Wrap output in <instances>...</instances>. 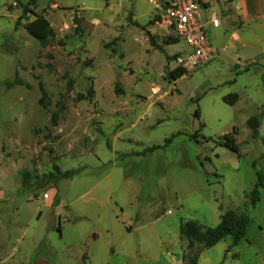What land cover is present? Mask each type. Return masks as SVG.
Listing matches in <instances>:
<instances>
[{
  "label": "rangeland",
  "instance_id": "374dc122",
  "mask_svg": "<svg viewBox=\"0 0 264 264\" xmlns=\"http://www.w3.org/2000/svg\"><path fill=\"white\" fill-rule=\"evenodd\" d=\"M27 1L0 0V264H264L259 66L224 83L231 49L172 79L188 46L153 18L159 0H36L52 29L42 46L16 23ZM229 93L240 100L226 104ZM233 127L237 152L218 145ZM55 167L77 172L54 183ZM224 213L248 219L229 251L230 237L207 248L180 235Z\"/></svg>",
  "mask_w": 264,
  "mask_h": 264
},
{
  "label": "trees",
  "instance_id": "16d2710c",
  "mask_svg": "<svg viewBox=\"0 0 264 264\" xmlns=\"http://www.w3.org/2000/svg\"><path fill=\"white\" fill-rule=\"evenodd\" d=\"M20 4L22 7V15L20 16L19 19H17L16 23L19 24L21 19H25L26 22L23 24V27L28 32V34L31 35L34 39H36L42 46L46 45L48 37L51 35L52 29L50 27L48 20L42 14H38L36 13V11H34L36 0H28L25 4L22 3ZM30 15L34 16L32 20H29ZM153 18L157 21L158 20L160 21V16L158 14H155ZM73 21L76 25V31H79L80 28L78 27V24L80 23L81 19L79 17L74 16ZM150 22H152V20H150ZM173 40L177 41L178 39L176 37H173ZM184 73L185 71L183 69H181L180 67H175L170 72V77L175 80L177 78L182 77ZM5 84L7 88H12L15 85H22L23 82L20 78L16 77L14 78V80H7ZM39 88L41 92L39 103L44 109H47L48 107L47 93L41 83L39 84ZM117 91H120V89L118 88ZM93 92L94 91L90 89L88 91L89 93L88 96L91 97L93 95ZM238 97L239 96L237 93H229L222 96V101L228 105H233L238 100ZM195 115L196 117L199 116L198 109L195 111ZM57 118H58V113L57 112L53 113L52 122H55ZM246 123L251 130V136L257 137L258 129L261 124V118L259 116L253 115L246 120ZM201 126L202 124H200V127ZM236 132L237 129L233 127L231 134L228 135L225 134L219 137L218 140H220V143H218V145L223 146L233 152H237L238 147L235 143V138L232 135L235 134ZM208 139L211 138L208 137ZM170 140L171 137L166 138L163 145L154 144L146 148L144 152L153 151L158 148H161L165 146L167 143H169ZM76 172L77 170L74 169L60 171L58 167H55V172L49 173V179L52 182L56 183L60 178L70 177L74 175ZM27 181L28 179H26L24 176V183ZM262 184H263L262 171L257 170V179L253 189L251 190L252 194L254 195L253 202L259 199V188L262 186ZM247 224H248V219L245 216H237L231 213H224L220 217V222L214 228H208L204 232H200L201 230L200 226L197 225L196 222L186 221L180 224L179 232L180 235L186 238L189 242L196 239L199 240L201 238L203 240L204 246L207 248L215 245L218 241L222 239L230 237L231 243L228 245V248L226 249V251H229L232 246L236 245L244 237Z\"/></svg>",
  "mask_w": 264,
  "mask_h": 264
},
{
  "label": "crops",
  "instance_id": "0c3cea01",
  "mask_svg": "<svg viewBox=\"0 0 264 264\" xmlns=\"http://www.w3.org/2000/svg\"><path fill=\"white\" fill-rule=\"evenodd\" d=\"M201 2L199 19L204 25L210 43L218 50L214 56L231 49L235 52L232 61L234 74L224 83H236L242 75L250 72L252 65L259 66L263 77L264 0H201ZM213 15L218 19L217 25L211 23ZM239 100L240 96L236 103Z\"/></svg>",
  "mask_w": 264,
  "mask_h": 264
},
{
  "label": "built area",
  "instance_id": "2783aa9c",
  "mask_svg": "<svg viewBox=\"0 0 264 264\" xmlns=\"http://www.w3.org/2000/svg\"><path fill=\"white\" fill-rule=\"evenodd\" d=\"M154 4L155 8L160 10L157 14L161 23L188 46L187 50L175 55L173 62L176 67L190 72L217 53L218 50L210 43L204 25L199 19L201 0H159ZM211 23L218 24L215 15L212 16Z\"/></svg>",
  "mask_w": 264,
  "mask_h": 264
}]
</instances>
